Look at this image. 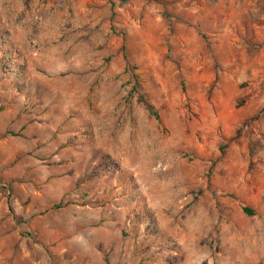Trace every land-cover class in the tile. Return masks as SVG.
I'll return each instance as SVG.
<instances>
[{
  "label": "rangeland",
  "instance_id": "374dc122",
  "mask_svg": "<svg viewBox=\"0 0 264 264\" xmlns=\"http://www.w3.org/2000/svg\"><path fill=\"white\" fill-rule=\"evenodd\" d=\"M0 264H264V0H0Z\"/></svg>",
  "mask_w": 264,
  "mask_h": 264
},
{
  "label": "trees",
  "instance_id": "16d2710c",
  "mask_svg": "<svg viewBox=\"0 0 264 264\" xmlns=\"http://www.w3.org/2000/svg\"><path fill=\"white\" fill-rule=\"evenodd\" d=\"M147 107H148L150 113H151L152 115H154L156 119H158V115L154 112L153 107H152L151 105H147ZM13 135H16V134H13ZM16 136H17V135H16ZM55 208H60V205H55ZM242 210H243L245 213L249 214V215L253 214V212H252L249 208H247V207H243Z\"/></svg>",
  "mask_w": 264,
  "mask_h": 264
}]
</instances>
